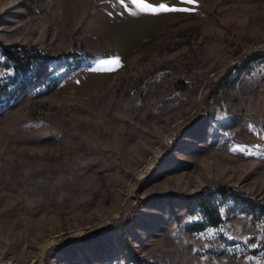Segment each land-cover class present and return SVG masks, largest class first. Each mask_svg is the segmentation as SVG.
<instances>
[{
    "label": "rangeland",
    "instance_id": "rangeland-1",
    "mask_svg": "<svg viewBox=\"0 0 264 264\" xmlns=\"http://www.w3.org/2000/svg\"><path fill=\"white\" fill-rule=\"evenodd\" d=\"M94 5L0 0V43L83 53ZM257 51L264 0H199L93 98L48 85L70 58L23 88L0 48V264H264V212L215 196L213 226L197 203L217 185L264 203V58L222 79ZM165 192L192 198L137 204Z\"/></svg>",
    "mask_w": 264,
    "mask_h": 264
},
{
    "label": "crops",
    "instance_id": "crops-1",
    "mask_svg": "<svg viewBox=\"0 0 264 264\" xmlns=\"http://www.w3.org/2000/svg\"><path fill=\"white\" fill-rule=\"evenodd\" d=\"M158 6L167 3L170 7L195 9L199 5H188L180 0H147ZM185 12L140 13L130 0L124 5L119 0H95L88 18L85 32L86 48L82 62L67 69L57 81L56 92L93 98L108 91L118 73L124 68L128 58L146 40L151 38L169 19ZM90 54L91 56H86ZM119 57L121 67L114 71H96L98 62Z\"/></svg>",
    "mask_w": 264,
    "mask_h": 264
},
{
    "label": "trees",
    "instance_id": "trees-1",
    "mask_svg": "<svg viewBox=\"0 0 264 264\" xmlns=\"http://www.w3.org/2000/svg\"><path fill=\"white\" fill-rule=\"evenodd\" d=\"M0 48L3 56L9 62V64L13 67L16 76L19 77L20 82H22L23 88H26L29 83L32 82L30 80V76L33 72H36V78H39L42 72V66L49 61H52L58 57H66L70 58L69 61H66L67 69L74 68L81 64L82 62V54L77 52L73 49L70 52H60L58 55H50L48 53L42 52L41 50L30 48L20 44H11V45H4L0 43ZM86 56H91L90 54H86ZM264 58V51H257L249 54L242 62H238L230 66L225 74L223 75V80L229 78L236 69H244L249 70L251 68V64L255 61ZM15 80V79H14ZM58 79L53 77L51 82L48 84L50 87L54 86L57 83ZM15 87L12 91H7V88L4 90L5 97L4 99L7 101L6 103L9 104L14 103L15 101L19 100L20 92H17V83L16 80L14 82ZM206 193L203 197L198 198V205L200 206L201 210L204 213V216L209 220L210 224L213 226L218 225L222 218L218 213L217 205L214 202V197L218 196V198L225 202L229 199L234 200L235 202L240 203L243 208H258L261 212H264V203L260 200L249 196L245 192L235 189L232 186L228 185H217V186H209L206 187ZM171 197H179L182 199L190 200L192 197L190 195H186L183 193H174V192H165L158 195L151 196L149 198H142L138 199L137 204H141L147 202L148 200L152 199H162V198H171ZM123 220L117 221L110 226H108L101 234H105L111 228L116 227L117 225L121 224ZM198 228H202L203 224L198 223ZM100 236V235H99ZM86 241V240H84ZM264 249V245H263ZM131 257L133 258L135 264H145L144 261L140 260L133 251H130Z\"/></svg>",
    "mask_w": 264,
    "mask_h": 264
},
{
    "label": "snow or ice",
    "instance_id": "snow-or-ice-1",
    "mask_svg": "<svg viewBox=\"0 0 264 264\" xmlns=\"http://www.w3.org/2000/svg\"><path fill=\"white\" fill-rule=\"evenodd\" d=\"M181 3H185L188 5L196 4L197 0H180ZM121 5L126 3V0H119ZM131 5H135L136 9L140 13H167V12H185V11H193L192 8H184V7H170L167 3H160L158 6H154L151 3H148L147 0H130ZM121 62L119 57L110 58L106 60H100L96 67V71H114L121 67ZM251 127V126H249ZM232 151H240L244 152V148H233ZM249 155L253 153L251 151L248 152Z\"/></svg>",
    "mask_w": 264,
    "mask_h": 264
},
{
    "label": "bare ground",
    "instance_id": "bare-ground-1",
    "mask_svg": "<svg viewBox=\"0 0 264 264\" xmlns=\"http://www.w3.org/2000/svg\"><path fill=\"white\" fill-rule=\"evenodd\" d=\"M154 159H155V158L151 159V160L149 161L148 165H151ZM138 178H139V177H138L137 175L134 176V179H135V180H137ZM132 192H133V187L130 186V187H129V194H131Z\"/></svg>",
    "mask_w": 264,
    "mask_h": 264
}]
</instances>
